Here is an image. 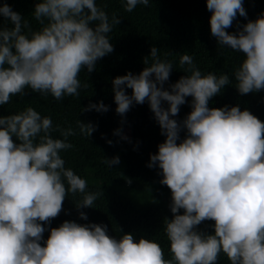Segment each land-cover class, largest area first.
Here are the masks:
<instances>
[{
	"label": "clouds",
	"instance_id": "obj_1",
	"mask_svg": "<svg viewBox=\"0 0 264 264\" xmlns=\"http://www.w3.org/2000/svg\"><path fill=\"white\" fill-rule=\"evenodd\" d=\"M149 3L126 0L125 11ZM206 7L218 43L244 54L234 72L237 90L248 94L264 89V15L229 34L226 29L237 13L247 15L242 0H206ZM0 15L14 25L0 29V105L26 88L57 100L78 96L79 73L85 67L93 71L96 61L113 51L108 33L120 23L116 16L110 23L95 0L36 3L33 15L42 26L37 31L24 32L27 23L7 3L0 6ZM90 22H96L95 28ZM158 51L151 48L152 63L139 75L129 72L112 83L118 114L147 100L166 136L148 167L158 165L160 183L171 190L173 218L164 221L171 259L164 258L154 240L136 242L132 234L117 240L106 226L70 221L52 228L41 246L45 229L40 222L57 217L68 193H85L87 182L65 168L60 155L72 147L67 138L76 132L61 130L64 139H54L51 118L27 107L0 116V264H216L221 252L230 264H264V122L238 106L210 109V98L230 83L229 76L202 75L187 54L179 63L189 65L191 74L171 85V91L163 90L173 65L161 61ZM143 62L148 64V57ZM125 87L132 89L131 96ZM188 96L193 97V110L183 121L188 135L178 144L181 125L170 116L179 113ZM162 101L168 102L167 109ZM91 109L109 110L103 102L85 110ZM77 123L81 135L95 131L91 123ZM104 162L110 167L119 158ZM99 195L85 194L77 207H92ZM80 216L87 219L83 212ZM205 220L215 222L214 235L196 231Z\"/></svg>",
	"mask_w": 264,
	"mask_h": 264
},
{
	"label": "trees",
	"instance_id": "obj_2",
	"mask_svg": "<svg viewBox=\"0 0 264 264\" xmlns=\"http://www.w3.org/2000/svg\"><path fill=\"white\" fill-rule=\"evenodd\" d=\"M38 2L42 0H0V6L7 3L19 13L22 24L27 23L23 31L29 32L42 27L33 15ZM95 3L106 12L110 23L113 16L120 23L112 25V31L108 33L113 51L99 58L93 71L89 72L85 67L79 73V95H65L57 100L51 94L43 95L26 88L23 94L13 96L9 103L0 105V116L17 114L32 107L42 117L51 118L54 139H64L61 130L71 128L76 132L67 138L72 147L61 150L60 155L65 161V168H71L86 180L87 187L85 193H68L59 215L50 222H40L45 229L39 241L41 246H46L52 228L70 221L82 226H106L107 234L117 240L124 234H132L136 242L140 238L154 240L161 245L164 258L171 259L164 221L173 218L170 209L172 194L167 185L160 183L163 175L159 166L148 167L150 156L158 153V146L166 140V136L162 134L147 100L143 104L133 102L123 116L116 112L113 80L129 72L139 75L151 65V48L156 47L160 60L173 65L163 90L171 91V85L191 74L187 71L189 65L181 66L179 63L185 54L192 57L193 66L202 75L211 72L217 76H229L230 83L210 98V109L238 106L241 111L248 110L264 122V89L241 94L235 87L234 72L244 54L220 45L211 34L212 13L206 7V0H150L147 7L138 4L131 12L125 11L126 0H95ZM242 3L247 15L242 17L237 13L232 26L226 29L229 34H237L249 21L264 15V0H242ZM95 25L96 22H90V27L95 28ZM12 27V22L0 15V29ZM146 57L148 64L145 65L143 61ZM125 92L131 96L132 89L125 87ZM192 101L193 97H185V103L179 106V113L175 117L170 116L181 125L178 144L188 135L183 121L193 110ZM100 102L109 110H85L90 104ZM161 106L167 109L169 104L162 101ZM78 120L95 126L91 136L79 133ZM118 129L121 135L115 134ZM13 141L19 143L16 137ZM114 157L119 158V163L109 167L104 161ZM87 193L100 195L92 207L78 208V202ZM81 212L86 214V220L81 218ZM183 213L181 209L179 214ZM214 223L205 220L196 226V231L214 235ZM216 264L230 262L221 252Z\"/></svg>",
	"mask_w": 264,
	"mask_h": 264
}]
</instances>
